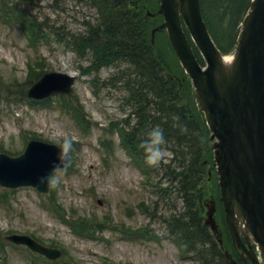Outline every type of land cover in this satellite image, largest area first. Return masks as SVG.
<instances>
[{"label":"rangeland","instance_id":"374dc122","mask_svg":"<svg viewBox=\"0 0 264 264\" xmlns=\"http://www.w3.org/2000/svg\"><path fill=\"white\" fill-rule=\"evenodd\" d=\"M3 2L7 7L2 12L0 8V153L18 156L30 139L59 146L65 136L73 138L74 147L71 162L62 169V182L49 186L47 194L31 187L10 190L0 186V264H46L41 255L6 240L9 234L28 235L44 247L59 250L61 257L53 264H195L193 255L182 253L161 221L178 213L182 203L172 202L168 194L162 196L164 182L152 177L145 183L144 173L120 145L116 124L128 117L130 109L123 100V82L115 79L125 63L101 66L97 71L89 49L83 56L84 50L77 48L81 56L72 51L75 46L68 37L85 32V22L96 18L95 9L86 0ZM12 5L22 9L24 22L12 20L10 13L16 8ZM227 5L208 18L214 24L213 40L229 56L239 26L230 27V12L223 8L229 9L231 2ZM36 19L38 25L47 23L49 28L37 25L33 41L25 30L28 21ZM62 28L70 33L66 38ZM36 70L37 78L53 72L73 77V92L28 104L31 99L26 90L36 82ZM184 79L189 85V79ZM50 81L51 86L58 82ZM70 107L82 113L83 128ZM169 157L165 152L162 162ZM209 175L210 192L205 197L217 201L214 219L223 232L225 247L232 252L213 169ZM62 213L76 226L84 220L83 232L77 233L64 222ZM209 264L221 262L215 259Z\"/></svg>","mask_w":264,"mask_h":264},{"label":"water","instance_id":"95a60500","mask_svg":"<svg viewBox=\"0 0 264 264\" xmlns=\"http://www.w3.org/2000/svg\"><path fill=\"white\" fill-rule=\"evenodd\" d=\"M249 5L227 62L205 29L198 0H159L158 13L164 21L152 30V36L155 30L165 28L172 51L194 87L198 107L211 132L219 197L230 241L241 252L239 260L264 264V0H252ZM181 23L203 58L204 69L196 62ZM53 79L58 82L51 86ZM73 82L65 74L46 73L27 93L35 99L54 93L70 94ZM57 152V146L32 141L19 157L1 154L0 185L11 189L27 185L46 192L48 185L39 183L38 178L53 171L58 163ZM209 203L205 225L222 244L213 219L214 202ZM6 239L24 244L48 259L59 256L56 250L25 236ZM224 253L232 264H237L227 250Z\"/></svg>","mask_w":264,"mask_h":264},{"label":"trees","instance_id":"16d2710c","mask_svg":"<svg viewBox=\"0 0 264 264\" xmlns=\"http://www.w3.org/2000/svg\"><path fill=\"white\" fill-rule=\"evenodd\" d=\"M86 1L95 9L96 18L93 22H85L83 34L68 37L71 39L69 43L84 50L82 54L89 49L93 56L92 67L97 71L101 66L125 63L126 67L119 70L115 80L123 82V100L130 114L116 127L127 154L139 162L146 175L164 182L162 191L168 194V199L182 203L178 213L174 212L170 219H162L167 232L193 255L195 264H209L215 259L228 264L202 220L205 196L210 192L208 185L211 179L207 172L212 169L208 130L195 101H192L191 86L185 83V79L182 81L185 76L171 52L165 33L157 32L153 45L150 42V30L160 21L159 18L146 16L149 9L147 0ZM233 1L229 9L223 8L230 12V27L240 22L248 2ZM23 3L17 6H23ZM17 6H11L16 7L11 14L22 17V9H17ZM221 6L228 7L225 0H205L204 18L211 21L208 17L213 18L214 11L218 12ZM5 7L6 4L0 0V8ZM37 22V19L29 21L28 30L35 32ZM40 25L43 29L49 28L47 23ZM213 26V23L209 24L212 33ZM61 32L65 34L64 38L70 35L63 28ZM55 37L60 40L57 35ZM70 110L75 117L82 118L78 109L70 107ZM157 125L165 133V152L170 157L159 166L152 167L144 161L140 142Z\"/></svg>","mask_w":264,"mask_h":264},{"label":"clouds","instance_id":"9594fccd","mask_svg":"<svg viewBox=\"0 0 264 264\" xmlns=\"http://www.w3.org/2000/svg\"><path fill=\"white\" fill-rule=\"evenodd\" d=\"M165 145L166 138L163 129L159 125L153 126L147 132L146 138L140 142L145 163L152 167L159 166L165 155ZM73 147V138L65 136L58 148V163L55 165L54 173L40 176L38 178L39 183L56 187L62 182V164L66 167V162L70 160Z\"/></svg>","mask_w":264,"mask_h":264},{"label":"bare ground","instance_id":"6f19581e","mask_svg":"<svg viewBox=\"0 0 264 264\" xmlns=\"http://www.w3.org/2000/svg\"><path fill=\"white\" fill-rule=\"evenodd\" d=\"M225 59V62H227V61H229L230 59L229 58H224ZM70 75H72V76H74V74H72V73H69Z\"/></svg>","mask_w":264,"mask_h":264}]
</instances>
